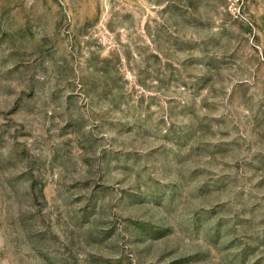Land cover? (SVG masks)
Returning <instances> with one entry per match:
<instances>
[{
  "label": "rangeland",
  "instance_id": "374dc122",
  "mask_svg": "<svg viewBox=\"0 0 264 264\" xmlns=\"http://www.w3.org/2000/svg\"><path fill=\"white\" fill-rule=\"evenodd\" d=\"M0 264H264V0H0Z\"/></svg>",
  "mask_w": 264,
  "mask_h": 264
}]
</instances>
